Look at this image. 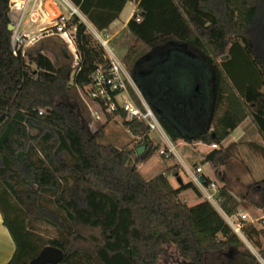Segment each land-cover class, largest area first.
Masks as SVG:
<instances>
[{
    "label": "trees",
    "instance_id": "1",
    "mask_svg": "<svg viewBox=\"0 0 264 264\" xmlns=\"http://www.w3.org/2000/svg\"><path fill=\"white\" fill-rule=\"evenodd\" d=\"M11 1L0 0V211L15 243L7 264H28L47 245L64 252L58 264H159L170 246L194 264H211L210 255L215 264H263L192 181L171 185L168 175L177 165L143 177L138 165L159 151L145 122L126 119L119 109L107 113L108 120L120 116L135 137V145L118 147L106 141V123L91 133L81 112L62 100L109 67L106 50L86 23L75 15L67 25L75 27L72 61L56 64L43 49L15 53ZM71 1L98 31L107 30L128 2L136 4L110 43L125 49V66L172 140L219 145L203 161L213 166L227 161L222 142L249 117L264 141V0ZM178 53L203 58L212 69L211 94L198 91L197 112L185 114L191 133L171 116L197 107L167 68ZM196 117L210 121L196 126ZM142 145L146 149L138 155ZM249 147L264 159V145ZM188 189L201 201H184ZM218 199L228 215L238 214L245 202L264 210V178L238 195L228 183L219 186ZM37 220L56 227L58 236L44 242L32 227ZM260 222L259 228L242 221L264 260L257 240L264 236V218Z\"/></svg>",
    "mask_w": 264,
    "mask_h": 264
},
{
    "label": "rangeland",
    "instance_id": "2",
    "mask_svg": "<svg viewBox=\"0 0 264 264\" xmlns=\"http://www.w3.org/2000/svg\"><path fill=\"white\" fill-rule=\"evenodd\" d=\"M134 8L133 3H128L120 15V17L116 20L115 24L109 30L101 31L102 34L109 32L113 35V37L119 35L121 32V27L123 26L124 22L127 20L129 14L132 12ZM80 18L86 25L88 26L89 31L91 32V25L89 24V20L85 18ZM45 44V51L52 57L53 61L56 64H61L65 62L72 61L75 57L74 54V46L72 44L71 38L67 37H59L57 35L47 37L42 42L38 43V47ZM110 45L114 48L116 54L119 57H123L125 49H117L112 43ZM30 47V46H29ZM37 47V46H36ZM30 50V49H29ZM66 53L70 55V59H64L62 53ZM176 60L170 62V66L167 68L175 71L174 78L180 83V86L185 85L187 89V93L189 96H195L194 104L197 107H193L194 109L189 107L187 111L177 113L171 112V116L173 117L172 120L180 126L181 130L185 133H191L193 131L191 128L192 124H188V119L185 116L186 112L194 113V110H198L199 100L200 98L197 97L196 93L201 91L204 96H208L211 94L213 90V76H212V69L209 63L203 59H193L190 56H184L182 54H176ZM202 57L205 58L204 55L201 54ZM144 68L147 67L146 64L143 65ZM175 68V69H174ZM174 69V70H173ZM89 95L85 89L81 88H73L70 90L65 96L62 97L66 103H68L72 108H75L85 117V122L87 129L93 133L95 132L103 123H105V119L97 120L94 118L93 107H90V101L88 99ZM101 114V113H100ZM210 119L203 120L204 123H208ZM106 141L113 143L118 147H122L128 143L131 146L135 145L134 137L130 134V132L125 128L123 124V119L118 117L116 119H110L108 123H106ZM154 143L159 144V149L162 145H164V141L160 138V136L156 132H151L149 135ZM170 138V137H169ZM171 139V138H170ZM173 144L175 145L176 149L181 153V145L175 140H172ZM208 146H210L208 144ZM186 149L191 150L194 154V160L198 161L199 164H203L205 168V172L212 173L214 177V181L217 183L218 186L224 185L226 183L230 184L233 192L238 195V193L246 192V188L249 182L259 181L264 178V159L262 161L260 159H256L255 157L251 159V163L253 166L251 167L250 172H245V167L242 166V162H246L247 159L243 153L246 151L252 156H256L254 151L248 147L247 145L243 147V145H228L227 147H223L225 149V153L228 155L227 161L224 163L218 164L217 166H213L211 163H204V159H200L202 157L203 152L207 151V147L205 146H185ZM221 147L219 146L220 149ZM158 149V150H159ZM212 150V148H210ZM228 149V150H227ZM195 150V151H194ZM200 155V157H199ZM199 158V159H198ZM177 155H175V159L173 158H164L159 154L158 151L154 153V155L146 162L141 163L140 165V172L146 179H150L157 174L161 173L163 169L167 168V166H171L176 161ZM247 163V162H246ZM139 166V165H138ZM178 167V166H177ZM176 167V170H177ZM219 171H221V175H219ZM170 178L173 179V173H170ZM185 175V174H184ZM186 177V176H185ZM187 178V177H186ZM247 184V185H246ZM183 200L192 204V202L199 200L195 192L191 189L187 190V194L182 196ZM204 199V198H203ZM49 204V203H48ZM51 208H54L53 204H49ZM215 208L221 213L222 216L223 212L221 211L220 203L214 204ZM246 213L248 215V220L252 222L256 227L260 228V218L264 214V210L255 208L245 202L239 209L237 217L239 214ZM33 230L34 232L41 236L44 242H48L51 239L58 236V230L52 224L44 221V220H37L33 223ZM244 234V232H243ZM239 238L244 242L245 246L251 251L259 261L264 264L263 258L259 254V248L255 247L244 235L237 234ZM257 240L261 246H264V236L257 237ZM216 256H209V262L211 264H215L218 261L216 260ZM222 260V259H221ZM159 264H194L192 262L184 260L181 256L179 251L174 247L170 246L168 248L167 255H163L161 257V261Z\"/></svg>",
    "mask_w": 264,
    "mask_h": 264
},
{
    "label": "built area",
    "instance_id": "3",
    "mask_svg": "<svg viewBox=\"0 0 264 264\" xmlns=\"http://www.w3.org/2000/svg\"><path fill=\"white\" fill-rule=\"evenodd\" d=\"M48 2L49 0L11 1L9 12L10 23L13 25L11 46L15 53L21 51L24 54L34 41L46 34H60L63 37L71 38L73 44L75 27L67 28V25L75 15L79 18H84V15L71 0H56L57 13H54L48 7ZM24 17H26L25 20ZM24 22L27 26L35 28L37 31L31 32L32 29L23 27ZM90 28L92 34L106 50L109 59V67L105 70L99 69L96 71L91 78L90 84L86 87L90 99L98 105L102 102L105 106V111L103 112L106 114L113 113L119 109L125 113L126 119H136L145 122L150 133L156 132L166 145V148L159 150L160 154L165 155V157L176 154V147L165 131L157 112L139 95L131 73L122 58L116 54L114 48L110 45L113 35L109 32L102 34L101 31L92 26ZM129 86L135 91L141 101V105L132 97ZM94 116L97 119L101 118L97 112H94ZM210 146L212 149L219 148L217 144ZM202 171L201 166L195 167L191 171L193 181L198 186L204 199L213 205L219 204V186L215 181L210 180L209 183H206L203 176L199 177ZM221 211L233 231L244 236L242 221H247L248 215L241 213L237 217L236 215L226 214L222 208Z\"/></svg>",
    "mask_w": 264,
    "mask_h": 264
},
{
    "label": "crops",
    "instance_id": "4",
    "mask_svg": "<svg viewBox=\"0 0 264 264\" xmlns=\"http://www.w3.org/2000/svg\"><path fill=\"white\" fill-rule=\"evenodd\" d=\"M130 3V2H128ZM127 3V4H128ZM134 4V8L132 9V12L129 14L127 20L124 22L123 26L121 27V29H123L127 22L129 21V19L132 17L133 15V12L135 11L136 9V4L134 2H131ZM126 4V5H127ZM48 7L54 12V13H57L58 12V8H57V3H56V0H49V2L47 3ZM126 7V6H125ZM125 9V8H124ZM123 9V11H124ZM122 11V12H123ZM121 12V14H122ZM120 14V15H121ZM120 17V16H119ZM26 17H24V20H25ZM88 21V20H87ZM89 22V21H88ZM116 22V20L110 25V27L107 29L109 30L112 25H114ZM89 24L93 27V25L89 22ZM23 27L25 28H29V29H32L31 32H36L37 30L35 28H30L29 26H27L24 22L23 24ZM54 35H57L59 37H62L64 38L62 35L60 34H46L42 37H39L36 41H34V43L28 48L29 51L31 50H38V49H43L45 50V44L42 43V45L40 47H38V43H40V41L42 42L44 39H46L47 37H51V36H54ZM37 46V47H36ZM63 56L65 57H70V55H67L66 53H62ZM137 87V90L139 92V95L147 102V100L145 99L144 95L142 94L141 90L139 89V87L136 85ZM86 91H87V88H86ZM89 101H90V107L92 106L93 107V112L92 114L94 115V112H97L98 114H100L101 118L100 119H97L95 116L94 118L97 119V120H102V117L103 119H105V123H108L110 120H108V117H107V114L104 113L99 105L93 101L92 99H90V97H88ZM148 103V102H147ZM149 104V103H148ZM150 105V104H149ZM120 116H116V117H113L112 119H116ZM194 125L196 124V126H200V125H203L204 122H203V118H195L194 121H193ZM104 124V123H103ZM210 125V124H209ZM105 131H106V127H105ZM179 133L180 130H178ZM132 137H134L132 135ZM135 138V137H134ZM178 143H180L181 145V153L176 149V154H171L170 157L168 158H173L175 159V155H177V158L176 161L174 162V164H171V166L173 165H177V170L175 172H172L173 173V179L170 178V175H168V180L169 182L171 183V185L173 187H179L181 184H184V183H187L189 181H192L195 185L196 183L193 181V178L191 176V171L194 170L195 167H198V166H201L203 171L202 173L199 174V177L204 176L205 177H208L210 180L214 181V177L212 176V173H207L205 172V168H204V165L203 164H199L198 161H195L194 160V154L191 152V150L189 149H186L185 146H205L207 147V151L203 152L202 154V157H200V159H205L206 155L212 151L210 148L211 146H208V144L206 143H203L201 141H193V142H188L186 141L184 138L180 137L178 138L177 140ZM250 143H256L258 145H264V141L262 139V137L260 136L255 124L252 122V119L249 117L247 119H245L237 128H235L230 134L229 136L222 142V146L223 147H227L228 145H234V144H239V145H243L244 146H248L249 147V144ZM162 148H166V145H162L160 147V149ZM159 149V150H160ZM195 151V150H194ZM159 152V151H158ZM160 154V152H159ZM247 159V163L245 162H242V166L245 167V172H250L252 169L251 167L253 166V163H251V159L252 158H256V159H260L262 161V157H259V156H252L250 155L249 153H247L246 151L243 153ZM161 155V154H160ZM163 156L164 158L165 155H161ZM199 159V158H198ZM253 160V159H252ZM207 163H211V162H207ZM141 164H139L138 166V169H140ZM169 167V166H167ZM166 169V168H165ZM163 169L162 172L165 170ZM140 171V170H139ZM219 175H221V171L218 172ZM160 174V173H159ZM185 174V175H184ZM158 175V174H157ZM187 178H186V177ZM153 178V177H152ZM151 179V178H150ZM253 182H256V181H253ZM253 182H249V184L253 183ZM248 184V185H249ZM247 185V184H246ZM247 185V186H248ZM197 186V185H196ZM222 186V185H220ZM198 187V186H197ZM199 189V188H198ZM187 194V191H184L181 196H184ZM199 201L201 200H197V201H194L189 204L193 205V204H196L198 203ZM237 216V215H236ZM261 218H264V214L261 216ZM15 252V243H14V240L9 232V229L5 226L4 222H3V216H2V213L0 211V264H7L9 262V260L12 258L13 254Z\"/></svg>",
    "mask_w": 264,
    "mask_h": 264
},
{
    "label": "water",
    "instance_id": "5",
    "mask_svg": "<svg viewBox=\"0 0 264 264\" xmlns=\"http://www.w3.org/2000/svg\"><path fill=\"white\" fill-rule=\"evenodd\" d=\"M9 29L13 30V25L9 24ZM227 54L222 56V59L227 58ZM140 62V61H139ZM146 149L145 145L137 148L138 155H141ZM64 258V252L58 247L47 245L40 250V252L29 261L28 264H58Z\"/></svg>",
    "mask_w": 264,
    "mask_h": 264
},
{
    "label": "flooded vegetation",
    "instance_id": "6",
    "mask_svg": "<svg viewBox=\"0 0 264 264\" xmlns=\"http://www.w3.org/2000/svg\"><path fill=\"white\" fill-rule=\"evenodd\" d=\"M145 63H146V62H145L144 60H141V61L139 62V65L143 66ZM144 73H145L144 70H140V74H144ZM136 85H137V84H136Z\"/></svg>",
    "mask_w": 264,
    "mask_h": 264
}]
</instances>
